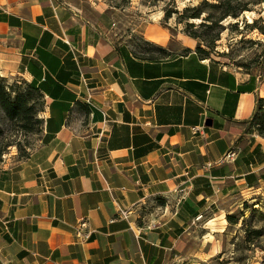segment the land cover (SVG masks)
Here are the masks:
<instances>
[{"label":"crops","instance_id":"0c3cea01","mask_svg":"<svg viewBox=\"0 0 264 264\" xmlns=\"http://www.w3.org/2000/svg\"><path fill=\"white\" fill-rule=\"evenodd\" d=\"M112 10L0 0V77L42 95L37 147L0 163V264H173L220 203L264 188L246 125L264 79L151 25L141 39L167 54L149 59Z\"/></svg>","mask_w":264,"mask_h":264},{"label":"rangeland","instance_id":"374dc122","mask_svg":"<svg viewBox=\"0 0 264 264\" xmlns=\"http://www.w3.org/2000/svg\"><path fill=\"white\" fill-rule=\"evenodd\" d=\"M93 1L114 9L115 33L123 38L127 37L128 43L135 46L142 55H161L155 49L158 46H148L141 39L140 33L147 26L165 30L171 39L170 46L178 49L179 38L188 37L185 34L186 23H192L195 28L191 30L196 29L201 39L210 40L211 47L204 43L201 45L208 51L210 59L232 70L264 79V0H232L234 10L244 6L248 10L237 18H226L219 25L200 28L198 26L203 22L202 18L215 15L216 11L204 7L206 11L201 19L185 20L184 17L191 12L184 13V10L197 7L202 4V0ZM165 12L170 13L169 19L165 18ZM129 35L131 36L128 37ZM193 41L195 52L197 41ZM4 84L7 87L17 86L21 91L26 90L24 81L18 78L9 81L4 79ZM36 102V107L39 108L40 100ZM37 118L40 119L38 116ZM40 128L41 124H35L31 131L25 132L18 124L9 121L0 108V163L26 159L25 156L38 145ZM220 204L223 212L216 211L214 220L205 222L206 218H203L193 228L195 231L188 235L184 250L173 264H264V238L251 243L244 242L242 238L243 230L262 224L260 216L252 211L258 210L264 215V188L238 192L232 199ZM229 215L240 218L236 225L228 223L226 217ZM243 224L244 228L241 229Z\"/></svg>","mask_w":264,"mask_h":264},{"label":"trees","instance_id":"16d2710c","mask_svg":"<svg viewBox=\"0 0 264 264\" xmlns=\"http://www.w3.org/2000/svg\"><path fill=\"white\" fill-rule=\"evenodd\" d=\"M202 0V4H199L194 8H187L184 10L185 12H191L190 15L185 16V20L191 19H201L202 15L205 13V8L208 7L210 9H214L216 11L215 15H208L205 18H202L203 22L199 24L200 27H208L210 25H219L220 22L225 20L226 18H237L242 12L247 11L248 8L246 6L240 8L239 10H234L232 7V0ZM259 2H256L258 4ZM182 13V14H184ZM181 14V15H182ZM180 15V16H181ZM171 15L169 12H165V18H170ZM195 28L192 23H186L185 25V34L197 41V45L195 48V54L198 55L201 59H210L208 55V51L203 49L201 45L204 43L207 47H211L210 40L201 39L198 33L195 30H191ZM144 44L148 46H152L151 43L144 41ZM156 51L161 54H167V51L156 47ZM185 53L189 52L188 49L184 50ZM149 59L154 57L153 54H147ZM26 86V90L21 91L17 86H9L7 87L4 84V78L0 77V108L4 112L6 118L18 124L22 130L25 132L31 131V127L35 124H41L42 128V120L38 119L42 109V95L37 87L32 85L31 83H27L24 81ZM33 94H36L34 96ZM38 99H37V98ZM36 100H40L39 108L36 107ZM247 130L256 133L258 136L264 137V99L258 98L255 103V108L252 116L246 121ZM40 128V132H41ZM29 154L25 156L28 158ZM252 213L260 216L262 224L259 227L247 228L244 231V236L242 237L244 242L251 243L255 240H259L264 238V215L261 214L258 210H253ZM227 221L231 225H236L240 218L236 217V215H229L226 217ZM244 228V224L241 226V229Z\"/></svg>","mask_w":264,"mask_h":264},{"label":"built area","instance_id":"2783aa9c","mask_svg":"<svg viewBox=\"0 0 264 264\" xmlns=\"http://www.w3.org/2000/svg\"><path fill=\"white\" fill-rule=\"evenodd\" d=\"M85 227H86V220L85 219L80 220V222L75 226L76 234H80L81 230Z\"/></svg>","mask_w":264,"mask_h":264}]
</instances>
